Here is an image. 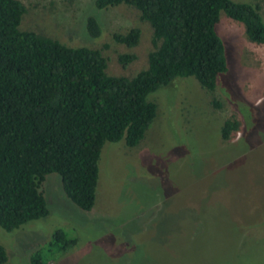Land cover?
<instances>
[{"label":"rangeland","instance_id":"rangeland-1","mask_svg":"<svg viewBox=\"0 0 264 264\" xmlns=\"http://www.w3.org/2000/svg\"><path fill=\"white\" fill-rule=\"evenodd\" d=\"M18 1L26 9L19 30L99 50L111 77L146 69L152 29L137 10H97L95 0ZM232 1L258 5L264 20V0ZM89 17L100 25L95 39ZM133 28L141 32L135 47L113 40ZM216 32L228 71L215 89L177 77L150 94L156 117L140 143L104 144L91 211L68 199L60 176L47 175L40 190L48 216L12 232L0 227L5 264H31L57 230L77 243L60 255L44 254L43 264H264V44L251 42L244 25L224 12ZM122 54L135 60L122 67ZM226 121L237 130L224 141Z\"/></svg>","mask_w":264,"mask_h":264},{"label":"trees","instance_id":"trees-1","mask_svg":"<svg viewBox=\"0 0 264 264\" xmlns=\"http://www.w3.org/2000/svg\"><path fill=\"white\" fill-rule=\"evenodd\" d=\"M126 5L152 29L147 67L132 78L106 74L99 50L70 48L56 40L19 30L26 9L18 0H0V227L12 232L48 216L40 188L57 174L68 199L83 211L95 204L98 161L105 143L124 140L136 147L156 117L148 96L174 78L193 77L207 91L228 71L224 44L216 32L220 13L244 25L249 40L264 44L258 5L232 0H95L97 10ZM95 39L98 20L87 19ZM141 32L114 34L135 47ZM132 54L118 56L126 67ZM219 107L218 103L214 104ZM237 130L226 121L221 138ZM77 239L62 230L30 257L43 264L46 253L62 254ZM7 262L0 245V264Z\"/></svg>","mask_w":264,"mask_h":264}]
</instances>
